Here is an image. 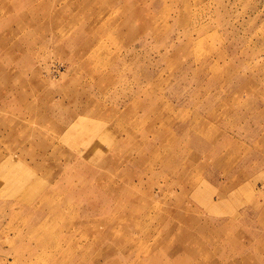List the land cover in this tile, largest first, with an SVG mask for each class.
Masks as SVG:
<instances>
[{
	"label": "rangeland",
	"instance_id": "374dc122",
	"mask_svg": "<svg viewBox=\"0 0 264 264\" xmlns=\"http://www.w3.org/2000/svg\"><path fill=\"white\" fill-rule=\"evenodd\" d=\"M263 172L264 0H0V264H264Z\"/></svg>",
	"mask_w": 264,
	"mask_h": 264
},
{
	"label": "crops",
	"instance_id": "0c3cea01",
	"mask_svg": "<svg viewBox=\"0 0 264 264\" xmlns=\"http://www.w3.org/2000/svg\"><path fill=\"white\" fill-rule=\"evenodd\" d=\"M213 148V147H212ZM218 158V157H217ZM264 173V172H263ZM228 186V185H227ZM263 186H264V182H263ZM215 190H214V192H216V191H218L219 192V189L218 190H216V188H214ZM259 197H261V196H259ZM202 198L203 199H206L207 201H208V198H206V197H204V196H202ZM201 198V199H202ZM261 202H262V199H261ZM212 204L214 205V202L212 201ZM211 205V204H210ZM212 205V209L214 208V206ZM251 212H252V209H251ZM251 216H252V214H251ZM250 219V218H249ZM248 230H245L243 233H245V234H251V230H249L250 228L248 227L247 228Z\"/></svg>",
	"mask_w": 264,
	"mask_h": 264
}]
</instances>
